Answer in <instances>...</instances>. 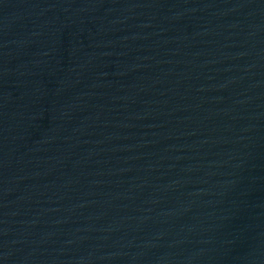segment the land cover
Here are the masks:
<instances>
[{"label": "water", "instance_id": "1", "mask_svg": "<svg viewBox=\"0 0 264 264\" xmlns=\"http://www.w3.org/2000/svg\"><path fill=\"white\" fill-rule=\"evenodd\" d=\"M0 264H264V0H0Z\"/></svg>", "mask_w": 264, "mask_h": 264}]
</instances>
